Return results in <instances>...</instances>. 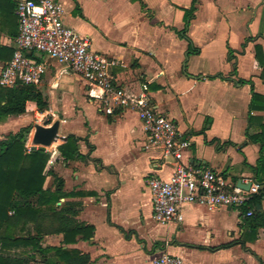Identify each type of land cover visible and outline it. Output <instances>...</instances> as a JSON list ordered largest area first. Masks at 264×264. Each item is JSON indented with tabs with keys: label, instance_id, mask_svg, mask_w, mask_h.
I'll list each match as a JSON object with an SVG mask.
<instances>
[{
	"label": "crops",
	"instance_id": "1",
	"mask_svg": "<svg viewBox=\"0 0 264 264\" xmlns=\"http://www.w3.org/2000/svg\"><path fill=\"white\" fill-rule=\"evenodd\" d=\"M19 1L0 0L1 49L13 51ZM57 1L64 24L88 37L92 51L113 63L109 73L118 88L137 93L147 83L152 107L189 141L185 163L222 174L232 184H264L260 144L246 137L249 116L254 128L264 123V64L255 53L260 47L264 60V0H197L186 30L195 52L177 34L192 0H98L106 10L105 28L93 23L79 0ZM6 57L0 56V70L9 62ZM33 57L46 67L36 87L48 110L41 114L28 102L23 115L0 122V141L45 116L59 121L65 141L70 135L79 139L75 160L60 156L57 148L65 141L45 149L50 153L46 171L63 180L69 195L57 205L79 203L76 220L94 228L90 240L64 248L88 255L89 264H153L161 253L183 264H264V231L248 230L238 209L186 205L181 224L155 223L147 180H168L173 161L159 148H144L146 135L134 111L105 115L98 89L52 59ZM253 94L259 100L249 110ZM51 183L47 176L44 186ZM258 195L264 211V192ZM51 237L58 243L49 246L61 245V235L45 240ZM230 243L235 244L220 248Z\"/></svg>",
	"mask_w": 264,
	"mask_h": 264
},
{
	"label": "built area",
	"instance_id": "2",
	"mask_svg": "<svg viewBox=\"0 0 264 264\" xmlns=\"http://www.w3.org/2000/svg\"><path fill=\"white\" fill-rule=\"evenodd\" d=\"M15 15L17 35L13 40V54L0 70V86L12 88L17 83L37 86L46 67L33 56H45L79 77L90 88L98 89V99L105 115H113L119 109L134 111L146 135L144 148H159L164 158L173 161V173L168 180H147L155 223L160 226L181 224L186 205H197L207 211L222 207L239 209L253 196L264 192V184L243 181V185H249L248 190H243L222 174L185 163L184 151L189 141L170 119L152 107L147 83H143L137 93L118 88L109 73L113 63L92 51L88 37L77 35L64 24V9L60 2L20 0ZM251 215L252 210H248L246 217ZM153 264L183 263L177 257L161 253Z\"/></svg>",
	"mask_w": 264,
	"mask_h": 264
},
{
	"label": "trees",
	"instance_id": "3",
	"mask_svg": "<svg viewBox=\"0 0 264 264\" xmlns=\"http://www.w3.org/2000/svg\"><path fill=\"white\" fill-rule=\"evenodd\" d=\"M196 4L197 0H192L190 8L184 10V29L177 33L186 39L190 52L196 49L187 39L186 30L194 18ZM255 51L258 63L263 66L261 48L256 47ZM2 53L9 61L13 51L0 48V56ZM229 53L231 56V51ZM258 100L259 96L253 94L249 110L255 109ZM28 102H33L41 114L48 110L47 102L36 86L21 83L12 88L0 86V122L23 115ZM249 121L246 137L260 144V166L264 162V123L254 128L250 116ZM30 129L29 126L22 128L0 141V264H89L88 255L63 246L90 240L94 228L76 220L81 210L79 203L57 205L69 195L63 192V180L45 170L49 153L25 147V135ZM78 142V138L70 135L58 146L57 150L65 161L80 157ZM47 176H51L52 183L45 187ZM260 201L261 195H255L238 209L244 226L254 233L257 229L264 231V211L257 209ZM248 210H252V215L246 217ZM53 235H61V245H44L45 238Z\"/></svg>",
	"mask_w": 264,
	"mask_h": 264
},
{
	"label": "rangeland",
	"instance_id": "4",
	"mask_svg": "<svg viewBox=\"0 0 264 264\" xmlns=\"http://www.w3.org/2000/svg\"><path fill=\"white\" fill-rule=\"evenodd\" d=\"M79 1L81 2V4L83 5V7L85 8V11H86L88 17L93 21V23H95L97 27L103 26L105 28V25L104 24L106 23V19H105L106 18V10L99 3V1L98 0H90V1H88V0H79ZM204 7H203V11H205L204 10ZM203 16H205V15H204L203 12H201V14L199 16V19H201V21L204 18ZM81 30H84L87 34L91 33L90 30L87 27H84V26H83V29H81ZM94 36L95 35H93V38L96 41L94 43V45H95L96 43H99V41L97 39H95L97 37L96 36L94 37ZM140 84H142V83H140ZM38 119H40V120H37L36 118H34L33 121L31 122V124H30L32 126L31 132H33L34 125H42L44 123V121L47 119V116L43 117L42 119L41 118H38ZM51 122H53L52 119H51ZM55 143H57V142H55ZM30 146H31V142H29V143H28V141H27V143L25 142V147L26 148L27 147L30 148ZM50 147L48 149H51ZM47 153H49V152H47ZM49 155H50V153H49ZM57 243H58V240L55 237H51V238H49V240H44V245H57Z\"/></svg>",
	"mask_w": 264,
	"mask_h": 264
},
{
	"label": "water",
	"instance_id": "5",
	"mask_svg": "<svg viewBox=\"0 0 264 264\" xmlns=\"http://www.w3.org/2000/svg\"><path fill=\"white\" fill-rule=\"evenodd\" d=\"M59 121L51 122V118L47 117L42 125H34L31 137V149L45 150L53 145L56 141H65V137L58 134ZM28 135H25V139ZM236 186L243 190H248L249 185H243L241 181L236 183ZM257 209H260L257 206Z\"/></svg>",
	"mask_w": 264,
	"mask_h": 264
}]
</instances>
